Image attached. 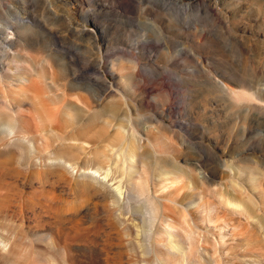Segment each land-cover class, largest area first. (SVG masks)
Segmentation results:
<instances>
[{"label": "rangeland", "instance_id": "1", "mask_svg": "<svg viewBox=\"0 0 264 264\" xmlns=\"http://www.w3.org/2000/svg\"><path fill=\"white\" fill-rule=\"evenodd\" d=\"M21 76L29 79L30 92L38 91L52 108L53 117L47 123L58 126L61 135L47 141H23L24 146L33 143L35 155L42 157L47 143L49 150L67 152L81 164L102 163L111 171L109 176L120 179L130 193L132 209L127 210L114 208L107 190L71 192L68 183H81L83 178L70 176L58 166L39 168L43 174L54 171L45 187L36 174L23 184L26 191L43 187L62 198L59 201L66 208L58 204L61 215L65 209L59 216L61 223L59 217L54 221L52 213H44L47 222L25 224L47 228L58 238L62 232L59 241L70 244L73 264H243V258L251 255L243 241L227 255L208 241L189 247L184 237L182 256L169 255L162 242L165 229L182 234L188 224L200 239L211 237L223 217L226 222L229 219L225 233L245 231L237 223L239 217L217 212L226 208L221 191L249 205L232 187L240 183L252 194L253 167H264V0H0V110L25 117L28 124L18 133L32 136L43 131L44 125L20 93L10 92L20 90ZM80 94L89 95L93 107L77 123L67 118L64 109ZM102 107L105 110L99 112ZM85 125L94 126L98 133L92 138ZM84 134L90 143L81 150L73 139ZM130 147L136 150L138 168L129 175L120 167ZM12 149L0 147V151ZM18 153L9 158L0 152V166L10 159L12 167L24 171ZM140 158L151 166L153 194H136L144 178ZM23 160L27 163L29 158ZM170 166L181 172L166 173L164 168ZM158 167L163 169L160 176ZM253 173L257 175V170ZM57 176L63 180L55 182ZM160 177L179 180L180 189L175 201L158 200L149 223L150 214L144 210L151 206ZM258 183L264 189L263 177ZM3 186L0 179V191ZM254 213L259 221L253 226L259 231V224L264 227V211ZM6 224L0 216V231ZM7 225L16 228L11 222ZM146 231L151 251L145 248ZM10 242V251L0 252V264H48L52 259L63 264L45 238H11Z\"/></svg>", "mask_w": 264, "mask_h": 264}, {"label": "bare ground", "instance_id": "2", "mask_svg": "<svg viewBox=\"0 0 264 264\" xmlns=\"http://www.w3.org/2000/svg\"><path fill=\"white\" fill-rule=\"evenodd\" d=\"M18 78H19L18 80L22 84V86L20 87V90L12 89V90H10V92L12 94H19L20 93L23 100L28 101V103L36 110V118L40 122H42V124L44 126L42 127L43 131H41V132L39 131V133H36L32 136L25 135L23 133H18L19 128H22L26 124H28L25 122V121H27V119H25V117L23 119V118H21V116H15V115H12L10 113L5 114V113L1 112V110H0V147L2 149H10L11 150L12 148H9V145L10 144L15 145L16 147L14 150L18 151L19 152L18 154L20 155V156L18 155L19 156L18 157L19 163L22 164L24 166V169H25L24 171H21L19 168L12 167V164L9 161L10 159L6 160L8 162H5V165L0 166V172H1L0 179L4 184V186L2 187L3 189L0 191V195L3 198L2 206H0V216L7 222V224H8V222H11V224H13V225L15 224V226H16V228H13L12 225H11L12 227H10V225L8 226L7 224L5 225L6 227L4 226L5 228L3 226H1L3 231L1 230L0 233L1 232H3V233L0 234V252L3 253L5 251V253H7L8 251H10L9 246H11V242H10L11 238H13V239H17V238H21V237H32L35 239L36 238H45L48 240V243H49V246L51 247V249H53L59 253V256L61 257L60 259L62 260L63 264H73L72 263L73 259L71 261V258L69 257L70 255H69V248L68 247L70 244H68L67 240L66 241H67L68 245L65 242H60L59 241L60 237H63L64 235L62 234V232H61V234L56 233L62 227L60 228V226H58L57 229L58 228L59 229L57 231L55 230V233L53 232L54 235L55 234L59 235V238H58V236L56 237V235L53 236L52 231L47 230V228L46 229H42V228L41 229H33L29 225H27L28 220H30L29 222H32L34 224L39 225L41 223L42 219H46V218H43V217H46L43 215L44 213H48L50 215L52 213L55 216V218L53 219L55 221V219L61 215V210H60L61 208L58 206V204L60 203L61 204V205L59 204L60 206H64V205H62L61 201H59V200H62V198L60 199V196L55 194L54 191H48L43 187L31 186L29 188V190L26 191L24 189L25 186L23 187V184L27 183V182L28 183L31 182V180L34 178V175L36 174L37 175L36 178L44 186V183L48 182V180H49V175L54 173V171L49 170V171H46L47 173L43 174L39 168L42 166H58V167L62 168L63 170H65L68 174H70V176L83 178V181L81 183H75V184H72L70 182L68 183L69 188L71 189V192L84 193V192L92 191L95 194H99V193L103 192L104 190H107V192L109 194L110 204L114 208H120V209L126 208L127 210L132 209L131 208L130 193L124 189L125 187L123 188L120 179H114L111 176H109L110 175L109 172L111 173V171L109 169L103 167L101 165L102 163L101 164L97 163L95 165L94 164L91 165L88 163L81 164L77 161H74L73 158L70 156V154L67 152L49 150L47 143L44 144L46 146V149H45L46 156L43 155L42 157L35 155L37 153V150L34 147L33 143L29 142L27 147L24 146V143H22L23 141L36 142L38 139L47 141L49 138H54V137L58 138L61 135L59 133V130L57 129L58 126L50 125L51 127H49V124L47 123V121L49 122V120H51V118L53 117L52 108L42 100L41 94H39L38 91H35V92L31 91L30 92L32 85L29 83H28L29 85H26V83L29 81V79L26 76H21ZM225 86L227 87L229 92L235 93V94L237 93L233 87L228 86V85H225ZM221 87H223V83H222ZM11 93L9 94V96H11L12 99L16 100L15 96L11 95ZM90 104H91L90 103V96L85 95V94H80L74 100L69 101V104L66 105V107L64 109V114L67 116V118L74 120V122H77L75 120H81L82 113L86 112L87 109H90L91 107H93ZM111 107L113 109V112H115L117 110V105L115 103H113L111 105ZM71 110L72 111L74 110V112L72 113ZM104 110H105L104 107H102L99 109V112H102ZM72 123H73V121H72ZM80 123L81 122H79V124ZM84 129H85L84 131L86 133H88V135H90V136L92 135L91 136L92 138L95 134L98 133V129H96L94 126L89 127V126L85 125ZM85 135L88 136L87 134H84L80 137L76 136L77 138L73 139L75 145L78 148H80L81 150L89 148L88 146H89L90 140H87L89 138L86 139ZM5 139H9V141H6ZM26 148H29V149H26ZM10 150H9V152H6L5 150H2L0 152L3 155L8 156L9 158H12V156L15 155V151L13 149H12V151H10ZM135 151L136 150L133 147H130L128 149L127 154H126L127 155L126 159L123 161V164L121 163V167H120L123 173H128L130 175V173H132L134 171V168H136V169L138 168L135 166L136 159H137ZM34 155H35V157L32 158ZM26 157L29 158L27 163L25 160H23ZM126 160L129 161L128 165L125 163ZM245 160H248V159H245ZM140 162H141V166L143 169L142 172L144 174V178H143V182L140 185H138V187L136 188V194L138 196H140L144 192H148L150 194L151 193L153 194V192H150L151 186L149 185V173H150L149 167H151V166H148L144 162V159H142V158H140ZM164 164H166V163H164ZM38 169H39V171H38ZM158 169H159V172H158V175H159L163 169L159 168V167H158ZM253 169L254 170H252V172H251L252 173V180H251L252 181V184H251L252 189L250 190V192L252 194H249V192H247L244 187L240 186L239 185L240 183L237 184L235 182L234 183L235 187H232V188H234V190L236 192L243 194L245 196V201L249 202V205H247L244 202H241L240 200L236 199L235 197H233L234 195L233 196H225L222 194V191H221L222 195L219 193L220 199L223 202V204L226 206V208H225V211H223L221 209L223 212L219 210L220 212H217V213H221L225 217L228 214L231 215V217L232 216H236L237 218L239 217L237 223L239 225H241V224L243 225V227L245 228L244 233L241 234V233H239L240 231L237 232L239 234H237V233H230V234L225 233L224 228H226L227 222L229 221V219L226 222L223 219L224 217L223 218L219 217V218H222L221 220L223 221V223L217 224L218 232L216 230L215 232H217V233H215L213 236H211V237L206 236V237H203L202 239H200L201 236H199V232L197 230H195L194 227H192L190 224H188L186 227H182V230H181L182 234H177L171 230L165 229L164 232L166 234V236H165L166 241H165V239H163V241H165V242H162L161 241L162 238L160 239V241L162 242L164 247L167 249L169 255L171 253V255L172 254H174V255L180 254L182 256L185 253L186 246L184 245V242H183L184 237H185L184 239H187L189 241V244H188L189 247L191 245H194L195 243L208 241V243L211 245L210 247H213V249H215L216 251L225 250L226 253L225 252L224 253L227 255H228V253L230 255L231 250L234 247H236V246L239 247V245H242L243 243L241 244L240 242L243 241L244 242L243 245L247 246L246 248L249 251H251V255H248V256L246 255V257L243 258V261H242L243 264H264V227L261 225L262 223L259 224L260 229H259V231H257L256 228L253 226L254 225L253 222L257 223L259 221V219L256 217V214L254 212L258 211V210L264 211V189L261 188L262 186L260 187V184L258 183V180L260 178H262V177L264 178V167L262 169H258L257 167H253ZM179 170L180 169L177 166H172L170 169L164 168V171L168 174H177L178 172H181ZM256 170H257V175H255L253 173ZM200 177H202V176H200ZM61 179H62L61 176H57V178L55 179V182L56 181L58 182ZM200 179H202V178H200ZM187 181H188V184L191 186V183H193V182H191L190 177L187 178ZM178 184H179V180L169 181V180H166L163 178L159 179V181L157 183V188L155 189V193H154V195H152V196H154V198L153 199L151 198V206L146 207V210L143 209L144 213L147 212L150 214L149 215L146 213V215H149V217L147 216L149 219H150V217H151V219L154 218L153 217L154 213L157 211L158 206H159V204H158L159 199L165 198L170 202L175 201L174 199L177 196V193L180 189L178 187ZM185 184H187V182H185ZM192 187H193V185H192ZM133 204H134V202L132 203V205ZM164 206H165V204H164ZM64 208H66V207L64 206ZM69 209H71V208H69ZM160 210H161V208H160ZM64 211H65V209H63V213H64ZM63 213H62L61 217L63 216ZM159 215H160V213H159ZM220 216H222V215H220ZM61 217H59L60 219H57V220H59V222L61 220ZM64 217H65V215H64ZM240 217L243 219H241ZM64 219L65 218H62V222H65V221H63ZM151 219L149 221L148 220L147 221L150 223V221H152ZM57 220H56V222L58 223ZM208 220L212 221L210 219H208ZM47 221L48 220L46 219V222ZM25 222L27 224H25ZM50 222H52V221H50ZM45 225H47V224H45ZM58 225H60V224H58ZM55 226H57V225H55ZM197 226H198V224H197ZM7 227H9V228H7ZM200 227L201 226H199V228ZM234 227L235 226H232L233 229H234ZM71 230H72V228H71ZM71 230H69V231L72 232ZM150 230H148V231H150ZM205 230H207V229H205ZM64 232L65 231H63V233ZM149 233L148 232H147V234L145 233L146 242L144 241L145 242V248L147 251H151V249L153 247L152 242H151V236ZM61 235H63V236H61ZM66 236H68V232H65V237ZM155 236H154V238L156 239ZM54 237H56L57 239H55ZM162 237H164V236H162ZM154 238L152 239V241L154 240ZM69 241H71V240H69ZM200 248L205 249V247L202 245L200 246ZM241 248H242V246L240 247V249ZM243 248H245V247H243ZM198 249H197V252H198ZM6 250H7V252H6ZM167 251H166V254H168ZM189 252H190V250H189ZM206 252L207 251H205V253ZM207 253H209V252H207ZM224 253H222V254H224ZM211 254H213V253H211ZM191 255H192V253H191ZM170 257L168 256V259H170ZM166 258L164 260H166ZM174 258L176 259V257H174ZM194 258H195V256H194ZM47 259H48V257H47ZM50 259H52V258H49V260ZM51 262L49 263V261H48V264H56L54 259H52ZM167 262H169V261H167ZM217 262H215V264H218ZM195 263L197 264V262H195ZM207 263H210V261L208 262V260H207ZM229 264H230V262H229Z\"/></svg>", "mask_w": 264, "mask_h": 264}]
</instances>
